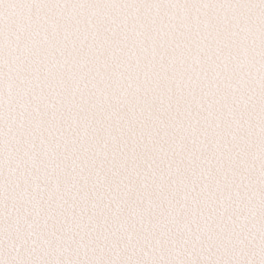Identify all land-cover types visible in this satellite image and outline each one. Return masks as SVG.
Segmentation results:
<instances>
[{
    "label": "snow or ice",
    "instance_id": "6c2138e0",
    "mask_svg": "<svg viewBox=\"0 0 264 264\" xmlns=\"http://www.w3.org/2000/svg\"><path fill=\"white\" fill-rule=\"evenodd\" d=\"M0 264H264V0H0Z\"/></svg>",
    "mask_w": 264,
    "mask_h": 264
}]
</instances>
